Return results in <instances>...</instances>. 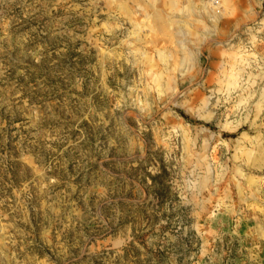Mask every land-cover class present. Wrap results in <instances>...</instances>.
<instances>
[{
    "label": "rangeland",
    "instance_id": "obj_1",
    "mask_svg": "<svg viewBox=\"0 0 264 264\" xmlns=\"http://www.w3.org/2000/svg\"><path fill=\"white\" fill-rule=\"evenodd\" d=\"M216 1L0 0V264H264V0Z\"/></svg>",
    "mask_w": 264,
    "mask_h": 264
},
{
    "label": "bare ground",
    "instance_id": "obj_2",
    "mask_svg": "<svg viewBox=\"0 0 264 264\" xmlns=\"http://www.w3.org/2000/svg\"><path fill=\"white\" fill-rule=\"evenodd\" d=\"M217 2L219 3V0Z\"/></svg>",
    "mask_w": 264,
    "mask_h": 264
},
{
    "label": "built area",
    "instance_id": "obj_3",
    "mask_svg": "<svg viewBox=\"0 0 264 264\" xmlns=\"http://www.w3.org/2000/svg\"><path fill=\"white\" fill-rule=\"evenodd\" d=\"M215 1H216V0H215ZM217 1H218V0H217ZM217 1H216V2H217Z\"/></svg>",
    "mask_w": 264,
    "mask_h": 264
}]
</instances>
